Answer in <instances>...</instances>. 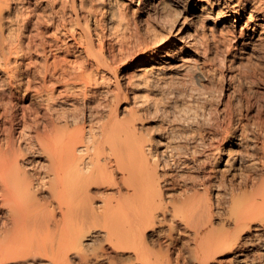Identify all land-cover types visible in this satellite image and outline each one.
Returning a JSON list of instances; mask_svg holds the SVG:
<instances>
[{
	"label": "bare ground",
	"instance_id": "obj_1",
	"mask_svg": "<svg viewBox=\"0 0 264 264\" xmlns=\"http://www.w3.org/2000/svg\"><path fill=\"white\" fill-rule=\"evenodd\" d=\"M36 1L0 0V264H195L193 258L196 264H224L219 256L231 250L236 262L249 263L254 245L264 259V239L257 237L264 229V138L247 135L264 137V128L241 125L238 132L226 117L198 109H177L162 119L165 127L151 126L161 102L135 93L159 83L156 75L172 78L188 67L180 58L193 41L163 66L135 76L139 80L130 76L126 86L137 107L121 113L129 96L118 74L119 49L97 47L83 24L88 16L82 0L68 6L64 0ZM93 1L96 20L118 29L123 13L117 0ZM234 1L218 0V12L207 19L220 26L236 20L250 44L264 35V0L248 11L233 7ZM72 23L79 26L77 37L68 29ZM30 26L44 63L22 69V60L31 58ZM65 34L74 43L67 44ZM180 41L186 43L183 35ZM161 42L153 46L159 49ZM146 62L139 58L128 66ZM27 90L33 94L24 104L20 93ZM229 139L236 149H229ZM235 174L251 179L240 191V185L225 183ZM252 230L255 237L242 236ZM181 235L186 248L177 244Z\"/></svg>",
	"mask_w": 264,
	"mask_h": 264
},
{
	"label": "rangeland",
	"instance_id": "obj_2",
	"mask_svg": "<svg viewBox=\"0 0 264 264\" xmlns=\"http://www.w3.org/2000/svg\"><path fill=\"white\" fill-rule=\"evenodd\" d=\"M31 1L33 6L38 5L36 0ZM64 1L68 2L69 0ZM144 1L145 0H117L115 4H117L119 11L123 13V22L121 21V24H119L122 28L118 25V29L113 28L114 31H112L103 25L104 18H102V21L100 19L99 22L96 20V17L93 15L94 1L82 0L88 16V22L84 21L86 24L84 22L83 24L90 30L92 37L97 43V47L100 43L104 44L107 50H109L110 47L114 49L113 52L119 49L118 51L120 54L117 50L115 51L116 59H118V57L122 59H118V61L121 62L117 64V69L119 70L118 74L129 96V100L122 104V107L125 106V108H123L121 113L131 114L134 108L137 107V104L133 102L134 98L130 95L132 89L128 88L130 86L128 80L133 81L130 79L132 77L135 78L134 81L139 80V77L136 78L135 76L146 75L152 68L150 67L151 65L163 66L170 60L171 56L179 53V46L193 41L190 48L186 47V45L183 46L187 48V54H184L182 58H180L188 63V67L176 74L173 73L172 76L174 75V78H171V76L166 78H162L161 76V78H158L156 75L154 79L156 82H159L156 83L157 86H152L149 90H143L142 88L140 91H135V93L141 92V95L145 94L144 97L146 96V98H148L147 95H150L151 98L149 97V99H159L158 102H161L160 107L162 108L163 106L166 109L164 110V108H162V110L160 108V115L158 111L159 117H153L156 119L151 118V126L160 124L158 125L159 127L162 125L165 127L166 122H162V119L167 117L166 115L176 114L178 110L181 113V111L186 112L188 109L194 112L198 109L199 111H196L198 113H200V110L205 112L209 111V113L211 111V115L213 113L214 116L226 117L238 132L242 130L241 125H247L248 127L250 124H255L264 128V35L262 34L259 38L252 40L250 44H245L246 40L239 35L240 25H236V20H229V22L224 23L226 26L212 24L210 20L207 19V14L215 15L218 12V0H176V2L173 0H153L150 4L142 6V2ZM77 2L79 3L80 0H77ZM68 4L69 2L66 3L67 6ZM97 4L99 5L98 1ZM256 4H258L256 0H248V2L242 1V3L235 0L233 7L238 8V5H240V7L242 5L243 8L248 11ZM57 7H59V5ZM239 13L240 11H238L235 18L240 16L241 13H244V11L241 10V13ZM98 15H100L99 17L101 18L102 15ZM9 16V12L5 11L3 19L5 24H7ZM219 17L221 20L224 18L222 16ZM124 21H126L127 25L123 24L125 23ZM99 23L103 26H99ZM69 26L68 29L74 33L72 37L80 35V33H78L79 26H77V24L72 23ZM30 29H32V27ZM115 29L117 30V34L115 33ZM113 32L114 35L111 34ZM118 33H121V36ZM27 34H29L28 36L30 37L29 39L26 37L25 41L27 39L29 42L33 40L32 42L35 45L33 46L32 44V46H30L31 48L27 50L28 53L26 56L30 55L31 58H24L22 60V69L30 65L32 66V64L34 65V62L35 64L40 63L39 65H43L44 63V61L41 63L42 60H44V53L42 51L40 39L36 35V30L34 28L30 30V32L28 30ZM32 34L36 36L31 38ZM115 35H119L121 38L123 37L122 40L124 42L120 37ZM182 35L186 43L180 41ZM62 36L63 35H61V37ZM70 37L69 34H65L64 38L66 40L63 38V41L65 40L67 44L69 43V45H71L70 42L74 43V38L72 39V37ZM113 37H117L118 40L115 39V42ZM158 39L162 40V47L159 49H157V46H153V42ZM112 40L113 42H111ZM121 48L126 49H122L124 51H121ZM78 52L79 51H77V53ZM155 56H158V58H155ZM139 58H143L146 61L148 60V62L135 66H128V64L133 63L135 59ZM40 69L43 70V67ZM194 70L198 71L201 75L196 77L193 73ZM42 72L43 71H40L41 74ZM168 78H170L171 81L174 79L172 83ZM163 81H165V84ZM159 85H162L163 88H161L162 86L159 87ZM30 86H32V84ZM30 89L32 88L30 87ZM195 89L199 90L198 92L200 93L196 94L194 91ZM142 91L145 92L143 93ZM155 92L157 93L155 94ZM21 93L20 97H23V103L27 104L31 100L33 91L27 90V92L22 91ZM137 98L139 99L140 96ZM160 119L161 121H159ZM256 132L258 131L256 130ZM247 135L250 136L251 141L255 139L260 141L264 138L263 135L261 136L259 134H256V137H253L254 135L251 134ZM228 141H230L228 143L229 149H236L233 140L229 139ZM227 178L228 179H225L226 185L228 187L234 186L235 188L240 185V188H237L239 191L240 189H244L246 184L248 185L251 180L246 177V175L244 176V174L229 175ZM172 193L176 194L178 190H174ZM167 218H169V214ZM220 221V217H216L214 226L219 227ZM173 225L174 235L178 236V234H181L180 230L176 232L178 225L176 223H173ZM164 229L165 224H162L155 229V232L158 234L159 230L162 231ZM151 232V230L147 231L149 243L153 241V238L149 235ZM262 232H264V229L263 231H259L257 237H262L264 239V233ZM253 233H255L254 230H252V232H245L242 236L253 238L255 237ZM251 234L252 236H250ZM155 237H158L156 233ZM184 239L182 235L178 237L177 244L186 248V246L183 245V242H185ZM159 240L163 241V236H159ZM252 247V249L247 251L249 258L247 262L252 261L249 263L236 262L232 250L225 252L219 257L225 258L224 264H264V259L262 257H257L263 252V249L258 245ZM185 254L188 255L187 252H185ZM253 257H256V260L253 259ZM191 262L196 264V259L193 258Z\"/></svg>",
	"mask_w": 264,
	"mask_h": 264
}]
</instances>
